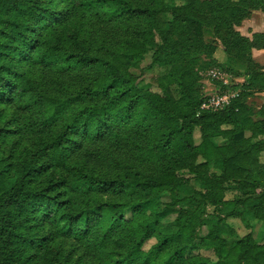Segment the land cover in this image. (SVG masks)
Segmentation results:
<instances>
[{
    "label": "trees",
    "instance_id": "trees-1",
    "mask_svg": "<svg viewBox=\"0 0 264 264\" xmlns=\"http://www.w3.org/2000/svg\"><path fill=\"white\" fill-rule=\"evenodd\" d=\"M179 1L0 0V264H264V243L224 231L264 221V105L248 103L264 91V34L236 30L264 0ZM205 29L245 70L219 111L196 89L198 58L217 50ZM157 36L178 99L132 72ZM165 193L172 202L148 213Z\"/></svg>",
    "mask_w": 264,
    "mask_h": 264
},
{
    "label": "rangeland",
    "instance_id": "rangeland-1",
    "mask_svg": "<svg viewBox=\"0 0 264 264\" xmlns=\"http://www.w3.org/2000/svg\"><path fill=\"white\" fill-rule=\"evenodd\" d=\"M181 4L179 0H167L168 6H174L175 4ZM172 17L170 14L164 16V20H170ZM243 36L250 39H257L262 42V39L258 37V34H264V13L260 10L254 11L253 14L246 20L242 22L241 25L236 27ZM257 37V38H256ZM205 41L209 44H217V50L213 56V61L207 59L205 56L201 55L198 58V73L199 82L196 85L200 96L203 98V103L209 102L213 98H226L225 104L221 107L224 109L230 106L237 98L241 92L239 87L241 83L245 80L244 77H239V69L245 71L238 63L233 61L228 62V57L226 51L223 49L221 42L218 40L215 31L211 29L204 30ZM259 42V43H260ZM161 43L160 38L157 36L156 44L149 48L145 59L138 63L132 72L137 78V84L142 89H147L158 93L160 95L164 94L166 89L174 98L178 99L180 97V90L176 85L169 84L164 81V77L169 73V69L154 60V53ZM258 43V44H259ZM260 45V44H259ZM253 57L255 61L262 66H264V47L255 48L253 50ZM243 80V81H239ZM261 85L258 84L252 89V96L248 99L250 106L254 110H259L264 105V91L260 89ZM217 100V99H216ZM251 134L248 133L247 136ZM196 143L198 144L201 139L200 131L197 129L195 132ZM217 144H223L224 140L221 138L215 139ZM264 160V159H263ZM211 171L220 172L215 166H211ZM182 197L188 196L186 191L180 193ZM233 196L232 193L228 194V198ZM172 202V197L169 193H165L158 197L157 199L150 201L145 205V210L150 213L152 211L162 210L168 203ZM188 203L184 202L179 206V208H186ZM127 216H131L130 211H127ZM177 214H172L167 218L163 219V224L167 227H174ZM251 216L246 215V221L248 224H244L240 219H229L231 226L224 225L225 236L229 241L237 240L244 236L251 234L256 241L263 244L264 243V221L254 220L253 225H250ZM202 236H207L209 233V226H203L199 230ZM155 240L148 241L144 248L149 250L155 244ZM204 256L210 258L212 261L216 262L218 260L217 256L213 250H203L201 252Z\"/></svg>",
    "mask_w": 264,
    "mask_h": 264
},
{
    "label": "built area",
    "instance_id": "built-area-1",
    "mask_svg": "<svg viewBox=\"0 0 264 264\" xmlns=\"http://www.w3.org/2000/svg\"><path fill=\"white\" fill-rule=\"evenodd\" d=\"M225 101H226V98H220V97L213 98L209 102L203 103L202 109L203 110H208V111H219V110H222L224 108L221 107V105L225 104Z\"/></svg>",
    "mask_w": 264,
    "mask_h": 264
},
{
    "label": "crops",
    "instance_id": "crops-1",
    "mask_svg": "<svg viewBox=\"0 0 264 264\" xmlns=\"http://www.w3.org/2000/svg\"><path fill=\"white\" fill-rule=\"evenodd\" d=\"M239 81H243V80H240V79H239ZM244 81H245V80H244ZM244 81H243V82H239V83H241V84H242V83H244ZM252 224H253V222H252Z\"/></svg>",
    "mask_w": 264,
    "mask_h": 264
}]
</instances>
